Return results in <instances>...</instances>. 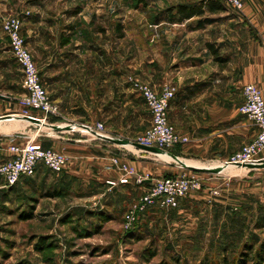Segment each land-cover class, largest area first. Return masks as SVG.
I'll return each instance as SVG.
<instances>
[{"label":"rangeland","instance_id":"1","mask_svg":"<svg viewBox=\"0 0 264 264\" xmlns=\"http://www.w3.org/2000/svg\"><path fill=\"white\" fill-rule=\"evenodd\" d=\"M194 1L0 0V13L18 15L26 23L22 36L51 100L54 87L102 84L103 102L93 106L102 113L94 120L100 118L105 131L111 129L115 139L130 145L151 122L141 97L125 91L130 98L125 104L118 87L130 78L147 85L161 80L156 69L151 79V66L167 64L166 50L177 34L173 31L169 40L162 30L180 27L171 25L169 10L179 2ZM219 1L226 8L214 22L228 23V34L239 40L259 38L241 14L243 8L234 10ZM15 75L11 69V80ZM20 79L14 90L24 93L23 76ZM162 86L152 87L160 91ZM58 108L60 115L46 122L62 119L64 108ZM175 151L180 146L159 154L158 163L165 165L162 155ZM173 165L175 170L148 178L193 175L202 186L175 208L153 205L135 212L129 221L126 214L148 186L142 192L107 190L84 181L71 186L62 173L47 168L5 186L0 175V264H240L248 247L264 257V174H258L255 185L248 178L239 182L229 166L222 168L230 174L220 176Z\"/></svg>","mask_w":264,"mask_h":264},{"label":"crops","instance_id":"2","mask_svg":"<svg viewBox=\"0 0 264 264\" xmlns=\"http://www.w3.org/2000/svg\"><path fill=\"white\" fill-rule=\"evenodd\" d=\"M203 1L206 0L194 1L191 4H200ZM224 12L225 10L221 11ZM221 13L211 14L206 10L203 18L210 20L203 21L204 23H199L203 19L199 16L177 22L169 20L173 23L171 25L178 24L180 27L162 30L167 35L166 38L171 37L175 30L177 34L175 33L172 40L169 38L171 44L169 42L166 50L167 64L160 68L151 66V79L158 71L161 80L146 82L154 87L168 83L175 90V95L169 103L167 120L178 134L188 137V141L178 145L179 152H166L171 160H165L166 157L163 161L165 165L157 161L159 154L164 152L145 151L129 145L124 140L115 139L112 136L114 131L109 128H106V134L111 138L107 140L91 137L85 132L83 124L102 122L100 118L94 120L102 111L93 107L103 102L102 84L54 87L53 100L58 107L64 108L62 119L40 123L15 116L14 113L20 110L17 97L23 91L14 90V87L21 83L22 76L19 65L9 56L7 37L1 30L0 141L4 145L38 137L37 140L44 147L49 146L64 152L68 160L62 176H65L64 179L71 186L84 181L107 186V190L124 187L126 190L136 189L142 192L150 184L149 175L152 177L160 172L167 173L171 168L174 169L173 164L181 163L203 168L205 171L197 172L206 175L230 174L228 169L223 170L222 161L238 151L243 144L251 142L258 132L238 108L243 99L244 84L254 83L261 89L264 98V0H244L241 11L252 29L259 34L256 40L252 35L239 40L238 36L228 34L231 30L228 23L220 24L212 20ZM170 15L171 13L168 14L169 17ZM33 31L36 34V31ZM35 36L39 38L40 35ZM37 41L39 42V39H33V50ZM207 44L217 48L219 55L226 61L221 64L214 59ZM37 46L41 48L39 43ZM11 69L16 73L14 80H11ZM123 83L118 87L117 95L122 96L125 104L130 103L127 96L129 94L126 95L125 91L136 92V95L140 96L132 88L131 82ZM147 115L151 122L149 112ZM1 154L4 156L6 153L2 151ZM259 156L264 158V152ZM114 158L133 167L134 174L128 177V183H119L118 179L123 172L113 163ZM42 171L44 167L39 166L35 174ZM258 174H264V163L253 168L237 167L230 175H236L239 182L248 178L250 183L256 185Z\"/></svg>","mask_w":264,"mask_h":264},{"label":"built area","instance_id":"3","mask_svg":"<svg viewBox=\"0 0 264 264\" xmlns=\"http://www.w3.org/2000/svg\"><path fill=\"white\" fill-rule=\"evenodd\" d=\"M225 2L234 10H241L244 5V0H225ZM23 24L24 21L18 15L5 16L0 13V30L7 37L9 50L12 52L15 63L20 66L24 80V93L18 100L20 110L14 115L22 116L29 121L45 123L47 118L59 116L60 109L51 100L41 83L37 65L22 36ZM130 82L147 106L151 120L145 131L131 141L130 145L138 143L165 152L175 145L188 141V137L178 134L167 120L169 103L175 95V90L168 83H164L160 91H157L152 86L133 78H130ZM242 96L238 111L247 117L258 132L251 142L243 144L238 151L222 161L223 167L230 165L253 168L264 163V158L259 156L261 152H264V98L261 89L254 83L242 86ZM83 128L91 137L101 140L111 138L106 134L102 122L83 124ZM2 151L6 153L4 156L1 154ZM0 155L3 157L0 160V175L6 185H14L23 177L34 176L39 166L53 173H61L66 168L68 160L64 152L51 147L44 148L34 137L4 145L0 141ZM112 161L123 172L118 179L119 183H128V177L134 174L133 168L126 162H118L116 158ZM201 186L202 180L193 175L152 178L138 202L134 204L130 213L126 214V219L131 220L135 212L143 211L153 205L175 208L189 192L196 191Z\"/></svg>","mask_w":264,"mask_h":264},{"label":"trees","instance_id":"4","mask_svg":"<svg viewBox=\"0 0 264 264\" xmlns=\"http://www.w3.org/2000/svg\"><path fill=\"white\" fill-rule=\"evenodd\" d=\"M225 5L222 1L219 0H206L201 2L200 4H176V6L170 8L169 14L171 13L169 20L172 22L183 21L185 19H191L194 16H199L203 18L205 16L206 10L211 13H221V11L225 10ZM174 12V14H172ZM209 18H203L200 20L206 22L209 21ZM203 22V23H204ZM198 23V25H200ZM213 54L214 59L219 61V63H224L226 59L219 55L218 49L214 48L212 44H207ZM62 173V172H61ZM248 252L243 254V258L240 261V264H264V257H262L263 252L260 250H253V248L248 247ZM253 252V253H252ZM252 253V254H251ZM203 264H210V263H203Z\"/></svg>","mask_w":264,"mask_h":264},{"label":"water","instance_id":"5","mask_svg":"<svg viewBox=\"0 0 264 264\" xmlns=\"http://www.w3.org/2000/svg\"><path fill=\"white\" fill-rule=\"evenodd\" d=\"M33 122V121H32ZM133 145L135 146V147H139L140 149H142V150H145V151H149V152H156L157 151V149L156 148H154V147H146V146H143V145H140V144H136V143H133ZM181 164H183V163H181ZM186 168H188L189 170H192V171H205L203 168H200V167H192V166H187V165H185V164H183Z\"/></svg>","mask_w":264,"mask_h":264},{"label":"bare ground","instance_id":"6","mask_svg":"<svg viewBox=\"0 0 264 264\" xmlns=\"http://www.w3.org/2000/svg\"><path fill=\"white\" fill-rule=\"evenodd\" d=\"M162 156H164V158H169L167 155H162ZM185 163H187V161H185ZM230 170H236L237 169V167L236 166H230L229 165V167H228ZM227 169V168H226Z\"/></svg>","mask_w":264,"mask_h":264}]
</instances>
